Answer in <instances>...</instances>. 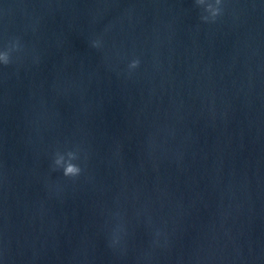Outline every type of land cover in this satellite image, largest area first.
Masks as SVG:
<instances>
[{
	"label": "clouds",
	"instance_id": "9594fccd",
	"mask_svg": "<svg viewBox=\"0 0 264 264\" xmlns=\"http://www.w3.org/2000/svg\"><path fill=\"white\" fill-rule=\"evenodd\" d=\"M195 3L197 6H202L204 12L207 13V15H201L200 17V19L204 22H215L217 17H219L223 12L222 0H214V2H210V0H195ZM9 45H11V47H9ZM93 46L98 47L99 46L98 42H94ZM19 49H20V44L18 39L9 42L6 50L0 51V64L7 66L10 63H12L11 54L15 51H19ZM139 63L140 62L138 59L133 60L129 64V68L135 69L138 67ZM68 155L72 156L73 158H77L76 153L69 152ZM62 162H63V156H57L54 160V164L58 168H62L63 175L65 177H76L81 173V168L78 164L69 163L67 165H64ZM119 242H120L119 235H114L112 238L111 246L115 247L116 245L119 244Z\"/></svg>",
	"mask_w": 264,
	"mask_h": 264
}]
</instances>
